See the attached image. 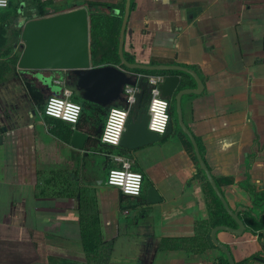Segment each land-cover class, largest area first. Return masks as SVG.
<instances>
[{
    "label": "crops",
    "instance_id": "obj_1",
    "mask_svg": "<svg viewBox=\"0 0 264 264\" xmlns=\"http://www.w3.org/2000/svg\"><path fill=\"white\" fill-rule=\"evenodd\" d=\"M48 1L55 6L58 0ZM62 1L48 12L86 6L89 13L122 20L125 3ZM130 1L124 52L138 63L189 67L203 83L199 93L183 97V120L246 226L239 236L218 231V240L236 264H264L256 259L264 258V0ZM9 68L0 63V128L6 127L0 143V264H88L81 203L99 216L107 264H223L210 237L207 179L179 127L126 153L143 185L138 197H121L105 181V172L118 165L110 156L117 149L88 145V139L82 148L72 145L66 122L44 115L27 94L23 77L45 99L59 95L54 80L62 73L17 69L14 77ZM182 77L186 87H196L190 75ZM150 186L159 193L157 203L146 200ZM259 223L262 228L253 230Z\"/></svg>",
    "mask_w": 264,
    "mask_h": 264
},
{
    "label": "water",
    "instance_id": "obj_2",
    "mask_svg": "<svg viewBox=\"0 0 264 264\" xmlns=\"http://www.w3.org/2000/svg\"><path fill=\"white\" fill-rule=\"evenodd\" d=\"M22 6V5H21ZM131 8V1L125 0L120 29L117 35V54L119 64H103L93 66L89 53V12L86 6H77L57 13L33 17L20 22L21 27L19 56L16 69L26 71H59L62 77L67 72L76 76L75 87L80 91L82 99L103 107H109L121 100V92L125 84L139 87L137 98L129 111L119 146L132 151L145 145L159 142L167 136L173 128L171 118L166 131L159 135L147 129V104L150 87L146 76L137 77L129 70L137 69L146 72H163L164 78L159 84L161 96L166 99L174 98L175 122L181 131L189 138L200 169L203 171L208 184L216 197L220 200L225 212L235 221L237 227L216 225L210 231L212 243L220 249L228 264H236L234 258L224 243L217 238L218 231H227L234 235H241L246 226L239 217V209H232L218 188L215 179L203 160L198 144L186 126L182 115V99L184 96L199 93L203 83L197 73L186 66L178 64H144L129 62L124 55V34ZM183 72L190 75L196 82L195 88L183 85L181 77L173 72ZM42 92V91H41ZM6 127L0 128L1 133ZM88 139L81 130L71 133L70 143L82 148ZM146 200L153 204L161 200L157 190L150 186L146 190ZM245 208V207H244ZM247 209V208H246ZM253 217H256L253 214ZM264 263V258H256Z\"/></svg>",
    "mask_w": 264,
    "mask_h": 264
},
{
    "label": "trees",
    "instance_id": "obj_3",
    "mask_svg": "<svg viewBox=\"0 0 264 264\" xmlns=\"http://www.w3.org/2000/svg\"><path fill=\"white\" fill-rule=\"evenodd\" d=\"M21 1H24L25 3L27 2L25 10H22ZM14 2H16V5L13 6ZM86 3L90 5L101 4L111 9L114 7V5L110 3H98L96 1H87ZM49 5L50 1L48 0H9L8 7L6 9L0 10V14H2V17L0 16V48H4V50L0 51V53L3 55V57L7 58V56H9V69L11 70V73L14 77L17 75L16 62L20 53L19 50L14 49L20 40L21 32V27L19 26V22L16 20V17L20 14H24L26 19H30L33 17L49 15L50 13L46 10V6ZM9 16H13V19L10 21L8 20ZM120 24V18L113 14L89 13V53L91 64L93 66L113 63L119 64L120 60L117 54V35L120 29ZM8 28H12V44L10 43L9 45L5 46L3 45L5 40L3 33ZM124 55L129 62H134V59L127 53L124 52ZM129 71L133 73H156L137 69H132ZM67 73L68 76L66 78L64 77V79L73 90L72 99L80 103L82 107L81 116L75 128L81 130L85 126L83 129L89 135L88 145H103L99 141V134L108 108L82 99L80 91L75 87L76 76L70 71ZM176 73L182 74L183 76H189L188 74L179 71ZM22 80L30 100L34 104H37L40 108H43L45 97L41 90L35 85L32 79L23 77ZM183 85H186L184 78ZM173 113L176 117L174 107ZM59 121L65 123L62 120ZM80 122L83 123L82 126L80 125ZM65 124L67 125L65 133L69 135L73 129L70 124ZM107 147L111 148L109 146ZM128 152L129 151L121 147L117 148V153L126 154ZM206 185L211 195V206L209 209L210 226L214 227L216 225H224L227 223L235 225L234 220L225 212L220 200L216 197L208 182ZM121 197L126 196L121 194ZM139 199L145 201V196H142ZM82 207L83 204L81 203L79 222L81 226V241L84 253L87 257V263L107 264L108 256L104 254V251L107 247H105L106 243L103 241L101 236L99 216L96 212L87 213L82 209ZM250 221L255 220L253 217H250ZM257 228H262V225L260 223L255 225L253 230H256ZM221 261L223 264H228L225 257L221 259Z\"/></svg>",
    "mask_w": 264,
    "mask_h": 264
},
{
    "label": "built area",
    "instance_id": "obj_4",
    "mask_svg": "<svg viewBox=\"0 0 264 264\" xmlns=\"http://www.w3.org/2000/svg\"><path fill=\"white\" fill-rule=\"evenodd\" d=\"M9 0H0V10L6 9ZM21 40L16 47L19 50ZM137 77L144 75L150 87L147 104V129L162 135L171 119V104L169 100L161 96L159 84L163 75L156 73H136ZM54 82L61 87L59 95H50L45 99L43 114L62 120L74 126L78 123L82 107L81 104L72 99L73 90L64 78H55ZM139 87L125 84L121 92V100L108 107L105 120L99 134V141L105 146L118 148L130 108L135 103ZM163 105V107H161ZM162 129V130H161ZM111 158L118 163L110 167L106 174V184L116 187L123 195L138 197L141 195L143 176L132 168V161L126 154L113 153Z\"/></svg>",
    "mask_w": 264,
    "mask_h": 264
},
{
    "label": "rangeland",
    "instance_id": "obj_5",
    "mask_svg": "<svg viewBox=\"0 0 264 264\" xmlns=\"http://www.w3.org/2000/svg\"><path fill=\"white\" fill-rule=\"evenodd\" d=\"M27 3V2H26ZM26 3L24 1H21V7H22V10H25L26 9ZM64 2L62 0H58L57 3L55 4V6H61L63 5ZM16 5V2L13 3V6ZM55 6H52V5H49V6H46V10L47 12L50 11L51 9L55 10L57 9V7ZM0 16L2 17V14H0ZM11 19H13V16H9L8 20L10 21ZM16 20L20 23V22H24L25 20H27L25 17H24V14H20L16 17ZM3 37L5 38L4 42H3V45L7 46L9 45L10 43L12 44V28H8L4 31L3 33ZM4 48H0V51H3ZM9 56L6 57H3V55L0 53V63L1 62H7L9 64V59H8ZM10 65V64H9ZM12 76V74H11ZM171 118L174 119L175 121V115L173 113V106L171 105ZM175 128H178V126L176 125V122L174 123V126ZM116 149V148H114ZM116 151V150H115ZM107 174V172H105ZM143 185V184H142Z\"/></svg>",
    "mask_w": 264,
    "mask_h": 264
},
{
    "label": "flooded vegetation",
    "instance_id": "obj_6",
    "mask_svg": "<svg viewBox=\"0 0 264 264\" xmlns=\"http://www.w3.org/2000/svg\"><path fill=\"white\" fill-rule=\"evenodd\" d=\"M158 73H160V72H158ZM174 73V72H173ZM160 74H162L163 75V78H164V74L165 73H160ZM175 74V73H174ZM180 77H181V81H183V77H182V75H180ZM167 100H169V103L174 107V98L172 97L171 99H167ZM173 119V118H172ZM175 123V121H174V119H173V124Z\"/></svg>",
    "mask_w": 264,
    "mask_h": 264
},
{
    "label": "clouds",
    "instance_id": "obj_7",
    "mask_svg": "<svg viewBox=\"0 0 264 264\" xmlns=\"http://www.w3.org/2000/svg\"><path fill=\"white\" fill-rule=\"evenodd\" d=\"M161 107H163V105H161ZM162 130V129H161Z\"/></svg>",
    "mask_w": 264,
    "mask_h": 264
}]
</instances>
